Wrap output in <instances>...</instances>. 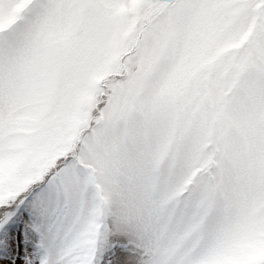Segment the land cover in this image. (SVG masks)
<instances>
[{"label": "snow or ice", "instance_id": "snow-or-ice-1", "mask_svg": "<svg viewBox=\"0 0 264 264\" xmlns=\"http://www.w3.org/2000/svg\"><path fill=\"white\" fill-rule=\"evenodd\" d=\"M0 264H264V0H0Z\"/></svg>", "mask_w": 264, "mask_h": 264}]
</instances>
